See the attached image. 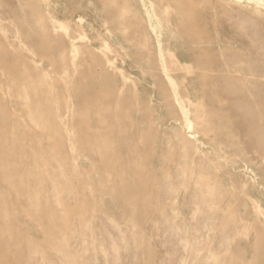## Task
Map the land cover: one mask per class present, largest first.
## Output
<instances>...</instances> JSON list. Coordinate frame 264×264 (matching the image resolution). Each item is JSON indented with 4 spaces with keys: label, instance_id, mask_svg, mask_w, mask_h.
Masks as SVG:
<instances>
[{
    "label": "rangeland",
    "instance_id": "obj_1",
    "mask_svg": "<svg viewBox=\"0 0 264 264\" xmlns=\"http://www.w3.org/2000/svg\"><path fill=\"white\" fill-rule=\"evenodd\" d=\"M184 1L0 0L1 264H264V0Z\"/></svg>",
    "mask_w": 264,
    "mask_h": 264
},
{
    "label": "bare ground",
    "instance_id": "obj_2",
    "mask_svg": "<svg viewBox=\"0 0 264 264\" xmlns=\"http://www.w3.org/2000/svg\"><path fill=\"white\" fill-rule=\"evenodd\" d=\"M171 2H173L174 4H176L175 6H177V5H180V7H179V9H184L188 14H189V16H191V18H189V19H191L192 21H189V22H191L190 24H189V22L187 23V21H185L183 24H182V31L184 32V34H186V31H187V33H188V30L192 27V29H195L194 27H196L197 25H196V23L197 24H202L203 25V27H204V29L206 28L207 29V22H206V18H204L202 15H200L199 14V12H201V11H198V9H197V11H198V14L199 15H195L196 13H197V11H195V5L192 3V4H188L187 2H185L184 0H171ZM188 2H189V0H188ZM190 2H191V0H190ZM196 3V2H195ZM197 6V5H196ZM176 8V7H175ZM178 8V7H177ZM199 8V7H198ZM200 9V8H199ZM247 9H249V8H247ZM180 11V10H179ZM179 11H177V12H179ZM204 11V10H203ZM202 11V12H203ZM186 12H185V14H186ZM196 12V13H195ZM253 12V11H252ZM179 13H181V11L179 12ZM182 14H183V11H182ZM181 14V15H182ZM188 14H186L187 15V17H189L188 16ZM176 16V15H175ZM183 16V15H182ZM182 16H180V17H182ZM248 16H249V14H248ZM177 17H178V15H177ZM193 17H194V20H193ZM185 18V17H184ZM179 19V18H178ZM182 19V18H181ZM181 21V20H180ZM195 22V23H194ZM212 26L214 27V28H216V26H215V24H213L212 23ZM196 28H199V26L198 27H196ZM202 29V28H201ZM194 32H196V31H194ZM192 32H190L189 34H191ZM199 33H200V30H199ZM202 33V32H201ZM200 33V34H201ZM184 34L182 33V36H184ZM190 36V35H189ZM200 36H198L197 34H193L192 33V35H191V37H188L186 40H185V44H183V45H185V46H187L188 47V45L190 44V43H201V37L199 38ZM184 38V37H183ZM204 40V39H203ZM207 42V41H206ZM239 43V42H238ZM236 44H237V42H236ZM184 47V46H183ZM187 50V49H186ZM188 51L189 50H187V51H185V53H188ZM194 59V58H193ZM193 64L195 65V66H197L196 64H199V62H198V59H195V61L193 62ZM198 67V66H197ZM7 70V69H6ZM200 77V76H199ZM202 77V76H201ZM186 78V77H185ZM20 81V80H19ZM204 84V82H203V80L201 79V81H200V84H201V86H203V84ZM4 83H5V80H4ZM11 83V82H10ZM43 84V83H42ZM21 85H22V83H21ZM213 85V84H212ZM7 86V85H6ZM10 86H11V84H10ZM204 86H205V84H204ZM204 86H203V88H204ZM206 87V86H205ZM23 90V89H22ZM28 90V89H27ZM203 91H206L205 89H202ZM201 90V92H200V94H202V97H205L206 98V95L207 94H205L204 95V93H202L203 91ZM221 90V89H220ZM7 91V90H6ZM25 91V90H24ZM222 92H221V94L223 95V96H225L224 95V92L226 93V91H224V89L223 90H221ZM197 92H199V91H197ZM197 92H196V95H197ZM23 93V92H22ZM206 93V92H205ZM232 93H235V92H232ZM237 93V92H236ZM24 94V93H23ZM193 94V93H192ZM199 94V93H198ZM20 95V94H19ZM27 95V94H26ZM195 95V94H194ZM204 95V96H203ZM228 95V94H227ZM233 95H235V94H233ZM237 95V94H236ZM240 94H238V96H239ZM201 96V95H200ZM200 96H198L199 98L198 99H200ZM23 97V96H22ZM231 98L232 97H234V96H230ZM20 98V97H19ZM204 98V99H205ZM235 98H236V96H235ZM238 98V97H237ZM201 100H203V98L201 99ZM226 100H230V98L228 97V99H226ZM243 100V99H242ZM242 100H240V101H242ZM20 101V100H19ZM237 101H238V99H237ZM236 101V102H237ZM249 101V100H248ZM248 101H247V103H248ZM246 102V101H245ZM250 102V101H249ZM4 103V102H3ZM23 103V102H22ZM230 103H232V104H230V106H232V109H233V112H234V115L235 114H237L238 113V103H237V105H236V103H235V101H231ZM34 104V103H33ZM98 104H99V102H98ZM201 104V103H200ZM242 104V103H241ZM202 105V104H201ZM244 105V104H243ZM249 105V104H248ZM190 106V105H189ZM240 106V105H239ZM241 107H243L244 108V106H241ZM247 107V106H246ZM249 107H252L251 106V102H250V106ZM248 107V110H250V108ZM202 108H203V106H202ZM30 109V108H29ZM241 110H243L242 108H241ZM240 110V111H241ZM253 110V109H252ZM46 112V111H45ZM244 112V111H243ZM249 112V115L251 114L250 112L251 111H248ZM202 113V112H201ZM230 113V112H229ZM13 114V113H12ZM201 115V114H200ZM248 115V114H247ZM249 115H248V118H249ZM252 116V115H251ZM26 117V116H25ZM87 117V116H86ZM202 117H204V115H202ZM201 117V118H202ZM29 118V117H28ZM43 118V117H42ZM111 118V117H110ZM224 118V117H223ZM237 118V117H236ZM241 118V117H240ZM239 118V119H240ZM252 118V117H251ZM250 118V119H251ZM16 119V118H15ZM24 119V118H23ZM254 120V119H253ZM252 121V120H251ZM25 123V122H24ZM239 123V122H238ZM42 125V124H41ZM252 122H250V121H247V120H243V122L242 123H240V125H237L236 127L237 128H241V127H243V126H245L247 129H249L250 127L252 128ZM21 126V125H20ZM231 126V125H230ZM30 127V126H29ZM28 127V128H29ZM108 129V128H107ZM109 130V129H108ZM97 133V132H96ZM28 135V134H27ZM30 135H31V133H30ZM29 135V136H30ZM37 139V138H36ZM43 140V139H42ZM44 141V140H43ZM5 143V142H4ZM8 144V143H7ZM73 144V143H72ZM94 145V144H93ZM6 146V145H5ZM8 147V146H7ZM22 148V147H21ZM95 148V147H94ZM4 150V149H3ZM7 150V149H6ZM8 150H10V149H8ZM83 150H85V149H83ZM23 151V150H22ZM80 152H82V151H80ZM20 153V152H19ZM0 154H1V152H0ZM3 154V153H2ZM7 154V153H6ZM5 155V154H4ZM18 155V154H17ZM19 155H21V153L19 154ZM18 155V156H19ZM52 155V154H51ZM3 157V156H2ZM7 157V156H6ZM5 158V157H4ZM39 158V157H38ZM58 158V157H57ZM5 160V159H4ZM17 160V159H16ZM7 161V160H6ZM24 161V160H23ZM36 161V160H35ZM2 162V161H1ZM21 162V161H20ZM116 162V161H115ZM4 163H6V162H4ZM14 163H16V162H14ZM24 163V162H23ZM9 164H10V162H9ZM18 164H20L19 163V161H18ZM108 164H110V163H108ZM113 164V163H112ZM1 165V164H0ZM2 165H3V162H2ZM12 165H14V164H12ZM19 166V165H18ZM9 167H11V166H9ZM15 167V166H14ZM22 167V169H23V166H21ZM29 167V166H28ZM53 167V166H52ZM106 167V166H105ZM108 167V166H107ZM31 168V167H30ZM4 169H5V167H4ZM4 169H3V171H4ZM12 170H13V168H11ZM16 169V168H15ZM26 169H28V168H26ZM43 169V168H42ZM17 170H18V168H17ZM31 171V170H30ZM13 171H11V173H12ZM33 172H35V170L33 171ZM45 172V171H44ZM4 173H6V172H4ZM19 173V172H18ZM18 173H16V174H18ZM25 173V172H24ZM65 173V172H64ZM67 173V172H66ZM2 174H3V172H2ZM21 174V173H20ZM23 174V173H22ZM32 174V173H31ZM38 174V173H37ZM36 174V175H37ZM19 175V174H18ZM23 175H25V174H23ZM42 175V174H41ZM33 176V175H32ZM9 177V176H8ZM20 177V176H19ZM23 178L25 177V176H22ZM82 177V176H81ZM70 178V177H69ZM6 179V178H5ZM17 179H18V177H17ZM22 179V178H21ZM24 179H26V178H24ZM23 179V180H24ZM11 181H12V179H11ZM11 181H9V182H11ZM19 181H21V180H19ZM13 182V181H12ZM15 182V181H14ZM22 182V181H21ZM42 182V181H41ZM10 184V183H9ZM13 184V183H12ZM24 184V183H23ZM12 186V185H11ZM19 188V187H18ZM13 189V188H12ZM25 190V189H24ZM63 190V189H62ZM10 191H12V190H10ZM15 191V190H14ZM23 191V190H22ZM26 191V190H25ZM7 192H8V190H7ZM27 192V191H26ZM9 193V192H8ZM30 193V192H29ZM92 193V192H91ZM15 194V193H14ZM18 194V193H17ZM25 194V193H24ZM38 194V193H37ZM44 194V193H43ZM2 195V194H1ZM21 195V194H20ZM15 196V195H14ZM31 196V195H30ZM20 197V196H19ZM26 197V196H25ZM33 197H35V196H32V198ZM14 198V197H13ZM31 198V197H30ZM4 199V198H3ZM34 199H36V197L34 198ZM2 200V199H1ZM5 200V199H4ZM33 200V199H32ZM32 200H30V201H32ZM16 201V200H15ZM43 201V200H42ZM99 201V200H98ZM11 202V201H10ZM35 202V201H34ZM34 202H32V203H34ZM41 202V201H40ZM39 202V203H40ZM5 203V202H4ZM29 203V202H28ZM32 203H30V204H32ZM42 203V202H41ZM44 203V202H43ZM2 204V203H1ZM37 204V203H36ZM49 204V203H48ZM75 204V203H74ZM96 204V203H95ZM9 205H11V204H9ZM33 205H35V203L33 204ZM41 205V204H40ZM1 206V205H0ZM7 206V205H6ZM13 205H11V207H12ZM23 206V205H22ZM28 206V205H27ZM30 206V205H29ZM37 206H39V204L37 205ZM43 207H44V205H42ZM51 206V205H50ZM2 207H3V204H2ZM2 207H0L1 208V210H2ZM15 207V206H14ZM13 207V209H15ZM31 207V206H30ZM40 208H42L41 206H40ZM48 208H50V207H48ZM8 209V208H7ZM34 209V208H33ZM36 209H38V208H36ZM69 209V208H68ZM81 209V208H80ZM11 209H9L8 211H10ZM16 210V209H15ZM14 210V213H16V211ZM7 211V210H6ZM37 211V210H36ZM41 211V210H40ZM51 211V210H50ZM53 211V210H52ZM5 212V211H4ZM26 212V211H25ZM35 212V211H34ZM33 212V213H34ZM63 212V211H62ZM96 212V211H95ZM2 212H0V216L1 215H3V213L1 214ZM6 213H8V212H6ZM51 213V212H50ZM49 213V214H50ZM36 214V213H35ZM37 214H39L38 213V211H37ZM46 214V213H45ZM48 214V213H47ZM68 214V213H67ZM5 215V214H4ZM3 215V216H4ZM8 215V214H7ZM6 216V215H5ZM32 216H34V215H32ZM40 216V215H39ZM2 217V216H1ZM8 217V216H7ZM6 217V218H7ZM37 217V216H36ZM2 218H5V217H2ZM5 218V219H6ZM9 218H10V216H9ZM8 218V219H9ZM51 218H52V216H51ZM54 218H56V217H54ZM38 219V218H37ZM57 220V219H56ZM4 221V220H3ZM5 221H7V220H5ZM45 221V220H44ZM52 221V220H51ZM51 221H50V224H51ZM60 221V220H59ZM58 221V222H59ZM10 222V221H9ZM57 222V223H58ZM61 222V221H60ZM13 223V222H12ZM62 223V222H61ZM33 224V223H32ZM49 224V223H48ZM49 224V225H50ZM1 225V224H0ZM4 225H5V223H4ZM17 225V224H16ZM64 225V224H63ZM65 225H67L66 223H65ZM13 226V225H12ZM59 226H60V224H59ZM2 227H5L6 228V226H3V224H2ZM17 227H18V225H17ZM46 227H48V226H46ZM65 227L66 226H64V228H61L62 230L63 229H65ZM9 228H11L10 226H9ZM9 228H7V229H9ZM57 228V227H56ZM20 229V228H19ZM53 229H55L54 227H53ZM35 230H36V228H35ZM61 230V231H62ZM67 230V229H66ZM46 232H47V230H46ZM50 232V231H49ZM55 232H56V229H55ZM63 232V231H62ZM48 233V232H47ZM48 235H50V233H48ZM58 235V234H57ZM13 236V235H12ZM51 236V235H50ZM30 237V236H29ZM56 237V236H55ZM32 239V238H31ZM14 240V239H13ZM30 240V239H29ZM20 241V240H19ZM25 241V240H24ZM32 241V240H31ZM64 242H66V241H63V243ZM44 243V242H43ZM1 244V243H0ZM7 244L8 243H6V246H7ZM8 247V246H7ZM6 247V248H7ZM16 247V246H15ZM25 248V247H24ZM43 248V247H42ZM8 249V248H7ZM31 249V248H30ZM47 249V248H46ZM23 250V249H22ZM17 251V250H16ZM1 252V251H0ZM3 252V251H2ZM8 252V251H7ZM26 252H27V250H26ZM44 253V252H43ZM40 254V253H39ZM60 254V253H59ZM3 255H5V253L4 254H2V256ZM16 255V254H15ZM44 255V254H43ZM27 257V256H26ZM53 257V256H52ZM4 258V257H3ZM0 259H1V256H0ZM5 259H1V261H4ZM37 260V259H36ZM29 261V260H28ZM49 262V261H48ZM1 264V263H0Z\"/></svg>",
    "mask_w": 264,
    "mask_h": 264
}]
</instances>
